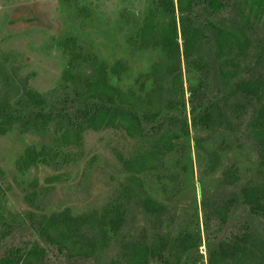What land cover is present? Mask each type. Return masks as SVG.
I'll list each match as a JSON object with an SVG mask.
<instances>
[{
    "label": "trees",
    "instance_id": "obj_1",
    "mask_svg": "<svg viewBox=\"0 0 264 264\" xmlns=\"http://www.w3.org/2000/svg\"><path fill=\"white\" fill-rule=\"evenodd\" d=\"M139 2L61 0L46 92L0 48V264H264V0Z\"/></svg>",
    "mask_w": 264,
    "mask_h": 264
},
{
    "label": "rangeland",
    "instance_id": "obj_2",
    "mask_svg": "<svg viewBox=\"0 0 264 264\" xmlns=\"http://www.w3.org/2000/svg\"><path fill=\"white\" fill-rule=\"evenodd\" d=\"M87 1L93 2L103 14L106 13L110 16H114L118 7L123 5L137 7L141 4L139 0ZM15 15H20L21 20L10 24V19ZM29 16L32 17L31 21L27 20ZM67 27V14L61 5V0H0V48L13 50L18 54L23 60V75L29 78V83L33 87L42 92L54 87L59 77L62 56L55 41L58 36L66 32ZM11 136L0 141V153L6 162L19 148L16 136ZM108 139L109 136H106L104 132L87 131L84 135L85 152L94 154L103 150L106 153ZM35 140H39V138H35ZM40 173L46 172L40 171ZM97 181L99 180L94 177V184ZM99 187L100 184L97 182L93 187V197L99 193ZM80 191L84 192V187ZM80 191L79 189L69 190V199L61 192H56L53 195V200L62 198L71 201L76 196H81ZM100 197L102 196H97V198Z\"/></svg>",
    "mask_w": 264,
    "mask_h": 264
}]
</instances>
